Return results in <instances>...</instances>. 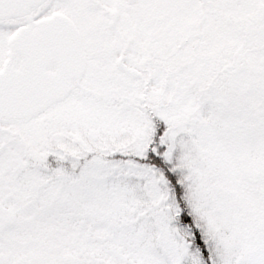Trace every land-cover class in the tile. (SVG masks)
Masks as SVG:
<instances>
[{
  "label": "snow or ice",
  "instance_id": "6c2138e0",
  "mask_svg": "<svg viewBox=\"0 0 264 264\" xmlns=\"http://www.w3.org/2000/svg\"><path fill=\"white\" fill-rule=\"evenodd\" d=\"M0 264H264V0H0Z\"/></svg>",
  "mask_w": 264,
  "mask_h": 264
}]
</instances>
